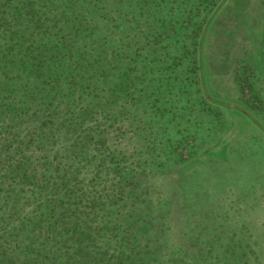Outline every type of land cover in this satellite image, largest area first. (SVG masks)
Instances as JSON below:
<instances>
[{"label": "trees", "instance_id": "trees-1", "mask_svg": "<svg viewBox=\"0 0 264 264\" xmlns=\"http://www.w3.org/2000/svg\"><path fill=\"white\" fill-rule=\"evenodd\" d=\"M263 143L264 0H0V264H264Z\"/></svg>", "mask_w": 264, "mask_h": 264}, {"label": "rangeland", "instance_id": "rangeland-1", "mask_svg": "<svg viewBox=\"0 0 264 264\" xmlns=\"http://www.w3.org/2000/svg\"><path fill=\"white\" fill-rule=\"evenodd\" d=\"M258 150H264V143L262 147H258ZM262 155H264L263 153H261ZM263 169H264V158H263ZM251 182L253 184V181H248V183ZM263 191H264V179H263ZM264 197V194H263Z\"/></svg>", "mask_w": 264, "mask_h": 264}]
</instances>
